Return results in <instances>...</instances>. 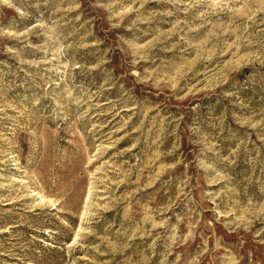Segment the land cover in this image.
Listing matches in <instances>:
<instances>
[{
  "label": "rangeland",
  "instance_id": "obj_1",
  "mask_svg": "<svg viewBox=\"0 0 264 264\" xmlns=\"http://www.w3.org/2000/svg\"><path fill=\"white\" fill-rule=\"evenodd\" d=\"M0 264H264V0H0Z\"/></svg>",
  "mask_w": 264,
  "mask_h": 264
}]
</instances>
